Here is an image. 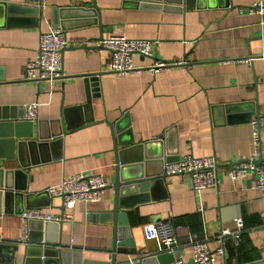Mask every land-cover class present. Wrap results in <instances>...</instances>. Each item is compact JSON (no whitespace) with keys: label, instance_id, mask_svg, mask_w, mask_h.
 Returning <instances> with one entry per match:
<instances>
[{"label":"crops","instance_id":"0c3cea01","mask_svg":"<svg viewBox=\"0 0 264 264\" xmlns=\"http://www.w3.org/2000/svg\"><path fill=\"white\" fill-rule=\"evenodd\" d=\"M10 1L17 5H0V116L23 117L28 123V103H39L34 137L21 140V151L16 148L17 157L27 164L20 183L37 194L80 172L100 173L108 183L100 201L77 203L73 210L63 206L60 196L35 198L45 202L39 207L47 213H73L72 220L63 221L62 232L56 223L47 231L51 243L62 233L63 264L110 262L115 233L118 240L131 238L139 253L161 252L163 244L146 238L145 225L167 220L181 244L174 251L176 259L195 264L189 239L209 238L215 247L213 236L222 227L235 229L239 217L244 231L238 244H227V263L264 264V196L251 176L231 179L223 169L253 156V119L261 122L264 158V27L260 15L248 10L260 0H190L189 7L187 0L180 7L166 0ZM94 2L99 10L95 17L84 9ZM35 5L40 6L39 15L27 8ZM63 8L70 15L63 75L52 81L26 80L25 66L37 54L41 33L54 26ZM112 35L151 41L153 56L134 53V65L183 62L156 73L110 72V52L99 42L100 36ZM86 74L93 75L90 82ZM88 97L89 106L75 107L86 104ZM65 108H72L66 116ZM124 112L129 115L123 127L132 131L122 140L132 135L136 142L148 143L145 153L163 154L153 160V172H162L166 161L214 156L220 167L217 186L196 193L191 175L176 174L125 199L126 208L115 220V190L108 187L114 183L116 165L110 124ZM88 117L96 121L76 127ZM68 124L75 128L66 130ZM10 129L0 126V147L11 144ZM25 208L30 207L13 197L0 211V243L19 245L16 261L25 246L20 216ZM38 225L29 224V235L43 238ZM3 250V257L11 256V248ZM134 257L117 255L120 261L130 260L125 264H132Z\"/></svg>","mask_w":264,"mask_h":264},{"label":"built area","instance_id":"2783aa9c","mask_svg":"<svg viewBox=\"0 0 264 264\" xmlns=\"http://www.w3.org/2000/svg\"><path fill=\"white\" fill-rule=\"evenodd\" d=\"M249 13L260 15V24L264 27V1L260 0L251 4ZM99 44L109 50L110 60L107 70L118 74L152 70L156 73L163 67H170L183 61L167 62L159 60L150 66L134 65L133 55L139 54L143 57L153 56L151 41L148 39L130 38L125 35H112L104 38ZM70 45L66 32L60 26H50L49 31L42 32L36 56L25 66L24 78L26 80H48L52 81L63 75V53ZM264 55V53H263ZM251 60V59H248ZM38 102L28 103L25 119L34 121L38 115ZM253 140L255 152L249 159L240 160L225 166L224 171L231 179L246 178L251 176L257 191L264 196V162L256 164L255 161L262 157L261 151V122L252 120ZM220 169L219 162L214 156L189 155L174 162H167L163 166V174L171 177L176 174H188L192 178V189L201 193L207 188L217 186V172ZM108 183L100 173L80 172L62 177L57 187L50 186L46 190L53 196L62 197L63 206L73 210L77 203H94L103 197V190ZM22 220V241L29 237V222L41 220L43 222L70 221L73 218L71 211L61 215L45 212L41 207L25 208L20 214ZM236 228L222 227L213 236L216 246L209 244V238H190L189 245L193 254L195 264H228L226 260L227 244L234 242L238 244L244 231L245 222L242 217L236 218ZM145 236L154 239L162 245V251L174 252L181 244L176 235L174 225L171 221H159L145 225ZM174 264H184L182 259H176Z\"/></svg>","mask_w":264,"mask_h":264},{"label":"water","instance_id":"95a60500","mask_svg":"<svg viewBox=\"0 0 264 264\" xmlns=\"http://www.w3.org/2000/svg\"><path fill=\"white\" fill-rule=\"evenodd\" d=\"M185 0H166L167 3L172 5H176L177 7L182 6ZM187 0V7L188 6ZM137 3V2H136ZM146 3V2H144ZM0 5L6 6H14L17 5L10 0H0ZM19 5V4H18ZM93 7L84 8L85 10H89L94 17L95 12L99 10L94 2ZM141 5H145L141 3ZM33 12L40 13V6L35 5L33 7H27ZM66 8L59 10V19L55 20L54 26H60L64 31L69 29L70 26L67 24V18L70 17L67 14ZM80 9V8H79ZM82 9V10H84ZM73 10V9H72ZM94 24H99V20L94 18ZM101 30L103 28L102 23L99 24ZM100 39L103 40V36H100ZM68 48V47H67ZM66 48V49H67ZM65 49V50H66ZM64 50V51H65ZM93 75L86 74L85 80L87 82L91 81V77ZM91 98L88 97L86 104H81L77 107H87L91 104ZM74 107V108H75ZM72 108H65V116L66 112ZM128 112H124L122 117L115 123H111L110 126L113 130V134L115 139L114 145V153L116 156V165H115V180L111 187L115 190L114 195V206L111 210L112 215L115 220L120 219L122 214L121 209L126 206L123 204L125 199H132L135 194L139 192H145V190L156 183H163L166 181L167 176L162 172H153L151 170V165L153 164V160H156L159 157H163V154L158 156H151L148 153H145V148L147 147L146 142H136L135 138L132 137L126 141H123L122 136H125L128 132L130 133L132 130L129 127H123V121L128 118ZM23 117H15L4 114L0 116V126H4L7 130L10 127L9 133L10 136L14 135L13 140H11V144H8L7 147H0V211L3 210V205L7 207L9 202L13 197L18 199L20 202H26L27 207H39L43 206L44 203L39 201L36 202L35 198H40L41 196L49 194L47 190H43L41 192L32 193L27 191V187L25 184L20 183V179L23 178L26 174V163L21 159L20 154L16 153V148L19 151L22 149V145L25 143L21 141L22 139H32L34 137L33 131V121H28L25 123L22 120ZM94 118L88 117L82 124L76 127H82L94 122ZM27 124L28 127L25 125ZM75 128V125H67L66 130H72ZM63 134V129L59 132ZM56 135V134H54ZM20 140H17V139ZM142 150L143 154L137 155V151ZM264 162V158L261 157L255 161L256 164H261ZM18 189L15 190L16 188ZM3 204V205H2ZM2 205V206H1ZM33 222H38V226L40 228L43 227L44 236L39 238H34L31 234L29 235L27 241H23L25 243L24 250L22 254L19 256L20 258L16 261V252L19 250V245H9L0 243V264H63L64 261V253L62 249L65 247L62 241V233L57 240L52 243L47 238V231L50 228L51 224L56 223L59 226L60 232L63 230V221L60 222H43L41 220H31L29 224ZM134 243L132 239L129 237L124 240H118L117 234H114L113 245L110 251L112 252V259L110 262H86L85 264H125L130 260H118V254H128L134 255L135 257L131 259L132 264H173L176 260L175 252L161 251L155 253H139L136 248H134ZM6 247L11 248L12 253L10 257H3V253Z\"/></svg>","mask_w":264,"mask_h":264}]
</instances>
